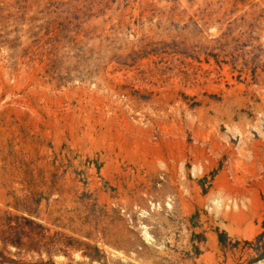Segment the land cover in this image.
<instances>
[{"label":"rangeland","instance_id":"obj_1","mask_svg":"<svg viewBox=\"0 0 264 264\" xmlns=\"http://www.w3.org/2000/svg\"><path fill=\"white\" fill-rule=\"evenodd\" d=\"M0 264H264V0H0Z\"/></svg>","mask_w":264,"mask_h":264}]
</instances>
